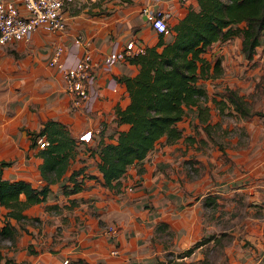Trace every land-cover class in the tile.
<instances>
[{
    "label": "crops",
    "instance_id": "obj_1",
    "mask_svg": "<svg viewBox=\"0 0 264 264\" xmlns=\"http://www.w3.org/2000/svg\"><path fill=\"white\" fill-rule=\"evenodd\" d=\"M98 2L101 4L92 9L83 8L71 16L64 31L40 28L30 41H14L0 49V161L8 162L0 164L3 177L25 178L38 186L45 183L40 168L41 147L38 143L32 146L28 130L40 129L46 120L67 123L76 137L88 129H96L92 139L79 142V152L65 178L50 183L47 199L26 207V217L20 220L8 217L16 226V234L13 243L9 242V237L0 240V264L12 261L65 264L66 258H82L87 264H147L163 259L160 253L164 250L188 249L198 241L203 233V214L208 213L210 207H221V213H236L245 206L244 212L256 213V218L257 213H264V119L259 125L249 121L247 134L251 137V146L237 141L236 147L227 145L222 150L212 149V156L208 152L206 156L197 153L195 157L199 162L195 164H200L201 160L211 167V171L206 170L200 176L184 179L183 174L178 176L169 171V167L183 168L188 153L179 142L169 143L164 136L142 161L129 166L120 178L119 191L101 183L96 150L100 130L104 128L103 135L109 138V135L116 136L119 129L128 127L127 122L119 123L116 119V107H124L130 101L127 85L120 78L139 70L138 64L130 60L106 67L104 56L116 39L139 37L146 46L156 44L159 31L140 11L141 5L151 4L169 11L168 20L174 23L190 6L198 7V0ZM100 6L103 8L94 11ZM78 34L85 46L79 47L74 42ZM236 37L240 52L241 37ZM58 43L64 45L67 59H74L81 48H87L98 62L96 86L99 95L90 111L72 107L60 69L50 63ZM115 80L117 89L112 86ZM191 110L197 117L196 111ZM86 145L94 148L92 153ZM219 152H225L230 159L218 156ZM216 164L221 165V173L215 169ZM81 165H86V170L96 173L97 177H87L82 190L66 195L63 184L71 170ZM130 185H134V189H129ZM71 197L76 198L75 204H71ZM7 210L1 206V222L7 219ZM110 223L118 227L117 239H112L105 231ZM160 224H168L175 233L167 244H162L156 236ZM256 230L248 231L247 235L257 244V237L259 242L264 240V235L257 236ZM263 230L264 226L262 233ZM206 242L184 256L199 254ZM257 245H260L261 257L254 260V264H264V242ZM114 247H118V253L112 251Z\"/></svg>",
    "mask_w": 264,
    "mask_h": 264
},
{
    "label": "trees",
    "instance_id": "obj_2",
    "mask_svg": "<svg viewBox=\"0 0 264 264\" xmlns=\"http://www.w3.org/2000/svg\"><path fill=\"white\" fill-rule=\"evenodd\" d=\"M169 27V33L159 32L156 44L147 45L144 51L130 57V61L139 66L137 73L120 78L127 85L130 101L124 107H116V119L119 123L127 122L128 127L119 129L116 136L109 135V138L104 137V128L100 133L96 150L101 183L117 191L120 190V178L129 166L142 161L162 137L165 136L169 143L184 137L180 121L189 110L196 111L199 122L209 121V107L205 102L208 92L200 79L221 75L224 65L222 55L210 58L207 51L216 42L240 36L241 52L252 59L258 47L264 45V0H198V7L190 6L178 21H169ZM168 34L171 37L166 38ZM223 99L221 107L226 103L243 117L264 116V109L253 110L246 97L233 87L226 86ZM28 132L32 146L37 145L41 135L49 141L39 149L45 183L38 186L25 178L11 179L0 174V210L1 206L8 209L5 212L7 219L0 221V240L15 238L16 226L8 217L20 220L26 217V207L46 200L50 183L65 178L79 152V142L89 141L74 136L67 123L57 119H48L40 129H29ZM184 138L193 140L189 136ZM85 148L91 153L94 150L89 145ZM6 163L0 161L1 165ZM86 167L81 165L71 170L63 184V193L78 192L85 187L87 177H97ZM76 202V198L71 197V204ZM201 242L204 241H196L180 254H190ZM181 263L193 264V261L177 264ZM67 264L87 263L77 258L69 259ZM147 264H166V259Z\"/></svg>",
    "mask_w": 264,
    "mask_h": 264
},
{
    "label": "rangeland",
    "instance_id": "obj_3",
    "mask_svg": "<svg viewBox=\"0 0 264 264\" xmlns=\"http://www.w3.org/2000/svg\"><path fill=\"white\" fill-rule=\"evenodd\" d=\"M98 1H87L84 3V9H92L93 6L100 5L101 2ZM101 8L103 7L100 6L98 9L94 10V8L93 10L99 11ZM167 36L170 37V34ZM8 49L12 52L15 51L10 47ZM16 53L14 52V54ZM207 55L210 58L222 55L224 71L217 77L200 79L208 92L205 102L210 109L209 121L207 123L206 121H203L205 123L199 122V119L194 117L192 110H189L181 121L180 125L183 127L184 137L189 136L193 140L182 137L177 141L180 143V147L188 153V157L183 162V168L169 167V171L176 173L178 176L183 174L184 179L205 174L206 170L211 171V167L206 162L200 160V164H195L199 162L198 158L195 157L199 152H202L205 156L208 152L212 156V149L222 150V147L227 145L236 147L237 141H243L246 145L251 146V137L247 134L249 121L253 120V123L259 125L261 120L264 119L258 114L245 118L226 103L221 107L224 101L223 95L226 86H228L243 94L253 110L264 109V45H260L256 55L252 59H248L241 51L239 52L238 40L235 37L226 42L213 44L207 51ZM218 156L230 159V156L225 152L222 154L219 152ZM232 167L233 165L230 164V168ZM215 169L220 173L223 171L221 165H218ZM231 204L229 206L232 209ZM213 208L210 207L209 212L203 214V233L198 239L207 242L199 249L201 250L199 254L189 256L193 259V264H243L247 259L245 264H254V260H257L259 256L261 257L258 249L260 245L257 244L263 243L264 240L258 242L257 237L256 244L251 238H248L247 233L257 229V236L264 235V232L262 233L264 213H257L256 218L254 216L256 213H250L249 210H247L249 213L244 212L245 206L240 207L239 213H221V207ZM255 223L257 225L254 226ZM160 226L157 228L156 236L162 244H167L175 237V233L172 232L168 224L166 226L160 224ZM13 239L9 238L8 240L13 243ZM185 249L169 248L160 254L163 259H166V264H177L180 261L190 259L188 256L180 254Z\"/></svg>",
    "mask_w": 264,
    "mask_h": 264
},
{
    "label": "built area",
    "instance_id": "obj_4",
    "mask_svg": "<svg viewBox=\"0 0 264 264\" xmlns=\"http://www.w3.org/2000/svg\"><path fill=\"white\" fill-rule=\"evenodd\" d=\"M87 1L89 0H0V49L14 41H30L35 31L40 28L64 31L68 19L82 10ZM140 11L146 15L154 29L164 34L170 32L169 11L157 9L151 4L141 5ZM74 42L79 47L85 46L80 34L74 37ZM145 48V43L139 37L116 39L112 49L104 56L105 66L111 67L118 61L130 60L131 56L144 51ZM81 49L82 51L76 53L74 59H67L64 56L66 53L64 45L58 43L50 63L57 65L60 69L64 88L70 96L72 107L90 111L99 95L96 86L98 62L90 49ZM117 84L115 80L112 84L114 89H117ZM95 131L96 129H88L81 133L79 138L90 140ZM37 141L39 147H45L49 142L44 135L39 136ZM129 189H134V185H130ZM105 231L112 239H117L119 231L114 223L107 224ZM112 251L118 253V247H114ZM68 261L69 258H66L64 263Z\"/></svg>",
    "mask_w": 264,
    "mask_h": 264
}]
</instances>
